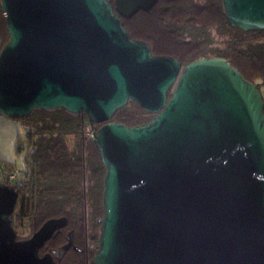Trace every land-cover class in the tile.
Wrapping results in <instances>:
<instances>
[{
  "label": "water",
  "instance_id": "95a60500",
  "mask_svg": "<svg viewBox=\"0 0 264 264\" xmlns=\"http://www.w3.org/2000/svg\"><path fill=\"white\" fill-rule=\"evenodd\" d=\"M158 0H0V115L85 113L104 167L89 264H264V102L220 57L155 55L122 23ZM226 22L264 30V0H221ZM129 100L151 115L112 121ZM18 191L0 182V264H57L40 248L66 226L17 239ZM72 245V231L58 255ZM75 250L78 248L73 246Z\"/></svg>",
  "mask_w": 264,
  "mask_h": 264
},
{
  "label": "trees",
  "instance_id": "16d2710c",
  "mask_svg": "<svg viewBox=\"0 0 264 264\" xmlns=\"http://www.w3.org/2000/svg\"><path fill=\"white\" fill-rule=\"evenodd\" d=\"M122 23L133 39L146 41L155 55H170L182 64L201 57L225 59L256 86L264 102V30L230 26L221 0H159L149 11L139 10ZM7 40L0 11V48ZM150 117L129 100L115 111L112 121L135 126ZM13 119L21 126L15 158L20 156L25 166L20 179L10 181L7 176L16 164L0 161V182L18 191L10 215L17 239L30 237L47 219L64 216L66 227L46 247H60L72 230L78 250L63 252L58 263L89 264L98 244L104 167L94 143L84 145L82 126L89 121L87 115L63 108L34 109Z\"/></svg>",
  "mask_w": 264,
  "mask_h": 264
},
{
  "label": "crops",
  "instance_id": "0c3cea01",
  "mask_svg": "<svg viewBox=\"0 0 264 264\" xmlns=\"http://www.w3.org/2000/svg\"><path fill=\"white\" fill-rule=\"evenodd\" d=\"M21 132L19 121L0 115V161L13 162L17 165L20 156L15 158V141Z\"/></svg>",
  "mask_w": 264,
  "mask_h": 264
},
{
  "label": "built area",
  "instance_id": "2783aa9c",
  "mask_svg": "<svg viewBox=\"0 0 264 264\" xmlns=\"http://www.w3.org/2000/svg\"><path fill=\"white\" fill-rule=\"evenodd\" d=\"M100 127V124L91 123L88 121L82 126V135H83V141L84 145L86 146L88 143L94 142L95 136L97 134V131ZM24 162L22 160L18 161L17 165L13 169V171L8 174L7 178L8 180H19L22 174V171L24 169Z\"/></svg>",
  "mask_w": 264,
  "mask_h": 264
},
{
  "label": "flooded vegetation",
  "instance_id": "af4514ba",
  "mask_svg": "<svg viewBox=\"0 0 264 264\" xmlns=\"http://www.w3.org/2000/svg\"><path fill=\"white\" fill-rule=\"evenodd\" d=\"M113 1H114V0H110V2H111L112 5H113ZM158 1H159V0H158ZM158 1H157V2H158ZM157 2H156V3H157ZM156 3H155V4H156ZM137 12H138V11H137ZM137 12H136V13H137ZM146 12H147V11H146ZM132 16H133V15H132ZM132 16H131V17H132ZM131 17H130V18H131ZM130 18H128V19H130ZM121 19H126V18L121 17ZM128 19H126V20H128ZM65 227H66V226H65ZM65 227H64V228H65ZM64 228H62V229H64ZM62 229H61V230H62ZM61 230H60V231H61ZM60 231H59V232H60ZM69 231H72V230H68V231H67L66 239H67V235H68V232H69ZM59 232H58V233H59ZM58 233H57V234H58ZM57 234H55V235L52 236L49 240H47V241L45 242V244L43 245L42 248L46 247V243H48L51 239H53ZM72 234H73V232H72ZM16 238H17V237H16ZM27 238H29V237H27ZM22 239H26V238H22ZM65 242H66V241H65ZM65 242H64V244H65ZM61 246H62V245H61ZM61 246L58 247V248H55V247L53 248V247L47 246V247H46V251H43V252H42L41 254H39V255H43V254H45V253H50V254L52 255L53 260H54L57 264H59L58 261H60L63 252H67L70 248H73L74 245H73V241H72V245L68 248V250L63 251V252H61V253L58 255L57 252L60 251ZM76 247H77V246H76ZM42 248H40V249H42ZM77 248H78V247H77ZM73 249H74V248H73ZM74 250H75V249H74ZM77 250H78V249H77ZM39 251H40V250H39Z\"/></svg>",
  "mask_w": 264,
  "mask_h": 264
},
{
  "label": "rangeland",
  "instance_id": "374dc122",
  "mask_svg": "<svg viewBox=\"0 0 264 264\" xmlns=\"http://www.w3.org/2000/svg\"><path fill=\"white\" fill-rule=\"evenodd\" d=\"M90 246V245H89Z\"/></svg>",
  "mask_w": 264,
  "mask_h": 264
}]
</instances>
